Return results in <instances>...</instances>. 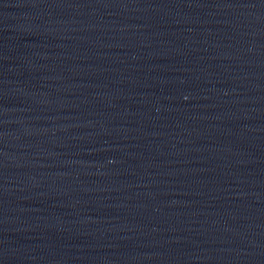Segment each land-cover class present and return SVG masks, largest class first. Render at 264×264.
<instances>
[{
    "label": "water",
    "instance_id": "1",
    "mask_svg": "<svg viewBox=\"0 0 264 264\" xmlns=\"http://www.w3.org/2000/svg\"><path fill=\"white\" fill-rule=\"evenodd\" d=\"M0 264H264V0H0Z\"/></svg>",
    "mask_w": 264,
    "mask_h": 264
}]
</instances>
